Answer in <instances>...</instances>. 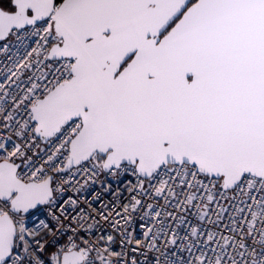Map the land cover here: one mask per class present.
<instances>
[{
    "label": "snow or ice",
    "instance_id": "snow-or-ice-1",
    "mask_svg": "<svg viewBox=\"0 0 264 264\" xmlns=\"http://www.w3.org/2000/svg\"><path fill=\"white\" fill-rule=\"evenodd\" d=\"M11 37L0 264H264V0H0ZM128 171L120 210L57 203Z\"/></svg>",
    "mask_w": 264,
    "mask_h": 264
},
{
    "label": "built area",
    "instance_id": "built-area-1",
    "mask_svg": "<svg viewBox=\"0 0 264 264\" xmlns=\"http://www.w3.org/2000/svg\"><path fill=\"white\" fill-rule=\"evenodd\" d=\"M7 43L8 45V51L2 52L0 51V80L3 79L4 75V68L5 64H7L9 67L12 66V63L15 61L16 57L23 53V50L25 46L30 43V41L27 40H18L16 37H11L7 42H0ZM12 57V60H8V57ZM13 89L16 91H19V88L16 87V85H13ZM2 94V93H0ZM9 110H11V98L9 97L7 100V104L5 105ZM19 118V117H17ZM15 139V138H14ZM45 148V145L43 143L40 144V149ZM40 149H36L38 156L37 159L40 157H45V153L41 152ZM31 155V153H29ZM137 183L136 177L132 175L131 171H128L127 173H122L118 178L113 177L111 174L107 173H100L96 178L95 181H89L87 184H85V178L81 175H77L75 179L72 181V185L69 186L67 192L62 193L58 196L57 203L62 204L64 200H66L68 197L77 198L81 203L80 206L87 209L88 205L83 203L85 199L88 201H92V197L99 194V199L95 200L92 203L93 208L102 209L105 205H107L109 208L115 206L118 210L122 208L124 204L129 203L131 200V196L135 195V193H130L128 189L132 187L134 184ZM155 183V181L153 182ZM79 185H84L83 188L80 189L79 192H77L75 189L79 187ZM145 202H151L148 197H145ZM160 203H164L163 199H161ZM58 211V209H57ZM194 211V209L192 210ZM69 212L71 214H75L72 212L71 209H69ZM140 213H136L133 217L134 223L131 227L128 228V231L132 233V235L136 239H142L143 238V229L140 228L141 223H151L148 220L141 221L139 219ZM47 219L50 223H53L51 221V217H46L44 214L38 213L36 216L32 217L33 221L43 220ZM189 219H192L191 213H189ZM55 226V225H54ZM107 232H111V228L105 226V229ZM95 235H100L99 231L94 230ZM117 235V245L114 246L117 251H120L119 242H120V235ZM138 259H143V256L137 257Z\"/></svg>",
    "mask_w": 264,
    "mask_h": 264
}]
</instances>
